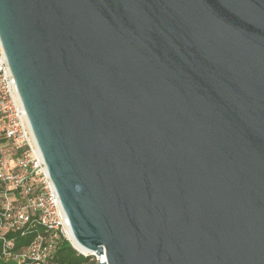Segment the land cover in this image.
Wrapping results in <instances>:
<instances>
[{
  "label": "water",
  "instance_id": "obj_1",
  "mask_svg": "<svg viewBox=\"0 0 264 264\" xmlns=\"http://www.w3.org/2000/svg\"><path fill=\"white\" fill-rule=\"evenodd\" d=\"M0 41L95 264H264V0H0Z\"/></svg>",
  "mask_w": 264,
  "mask_h": 264
},
{
  "label": "built area",
  "instance_id": "obj_2",
  "mask_svg": "<svg viewBox=\"0 0 264 264\" xmlns=\"http://www.w3.org/2000/svg\"><path fill=\"white\" fill-rule=\"evenodd\" d=\"M70 233L0 41V259L52 264Z\"/></svg>",
  "mask_w": 264,
  "mask_h": 264
},
{
  "label": "trees",
  "instance_id": "obj_3",
  "mask_svg": "<svg viewBox=\"0 0 264 264\" xmlns=\"http://www.w3.org/2000/svg\"><path fill=\"white\" fill-rule=\"evenodd\" d=\"M29 238L20 240L19 245H26ZM91 256H82L78 254L71 246V244L60 239L57 243L55 256L52 260V264H95V261H91ZM0 264H14L13 262H4L0 259Z\"/></svg>",
  "mask_w": 264,
  "mask_h": 264
},
{
  "label": "bare ground",
  "instance_id": "obj_4",
  "mask_svg": "<svg viewBox=\"0 0 264 264\" xmlns=\"http://www.w3.org/2000/svg\"><path fill=\"white\" fill-rule=\"evenodd\" d=\"M69 240L72 244V246L74 247V249H76L79 253H82V254H89L91 255V253L87 252L86 250L82 249L77 243L76 241L74 240L73 236L71 235V233L69 234ZM100 260L103 259V257L99 258Z\"/></svg>",
  "mask_w": 264,
  "mask_h": 264
},
{
  "label": "rangeland",
  "instance_id": "obj_5",
  "mask_svg": "<svg viewBox=\"0 0 264 264\" xmlns=\"http://www.w3.org/2000/svg\"><path fill=\"white\" fill-rule=\"evenodd\" d=\"M84 255H87V256H89V254H85L84 253ZM92 258H91V261H95V257L94 256H91Z\"/></svg>",
  "mask_w": 264,
  "mask_h": 264
}]
</instances>
